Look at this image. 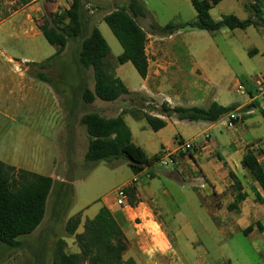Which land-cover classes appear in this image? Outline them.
Returning a JSON list of instances; mask_svg holds the SVG:
<instances>
[{
	"label": "crops",
	"instance_id": "crops-1",
	"mask_svg": "<svg viewBox=\"0 0 264 264\" xmlns=\"http://www.w3.org/2000/svg\"><path fill=\"white\" fill-rule=\"evenodd\" d=\"M72 1L34 0L26 5H17V0H0V52L6 51L3 46L7 41L12 40L17 41L18 51L21 54L20 59H15L7 51L0 56V102H5V105L0 104V117L8 118L10 122L17 125L16 140L19 144L18 146L7 145L0 151V161L15 169H24L51 177L55 182L54 191L60 190V183L65 182L63 179L54 177L58 175L57 166L53 164L57 152L51 165L43 161L31 163L26 161L25 147L21 146L32 141L52 143L54 137L59 138L57 132L62 127L61 122L54 121L57 103L53 97L52 86L36 76L38 70L36 64L43 63L47 59H36L26 54L33 56L37 54L33 42L42 35L38 29L42 18L55 12L58 7L67 10ZM223 1L220 0L213 5L209 14L213 7L220 6ZM139 2L141 3L140 0ZM234 3L244 10L245 14L247 11L250 14L245 17L235 15L238 19L252 18L258 23V26L250 27L263 34L262 49L259 50L254 46L247 53L233 36L237 29L223 28L211 33L223 35L222 48L220 49L215 43H210V48H203L200 55H197L198 51L195 48L193 50L188 41L178 38L182 31L165 37L158 36L151 26H148L152 29L150 32L145 31L141 25L147 21L144 9L145 18H138L136 21L145 31L146 40L150 39L145 44L148 65L145 77L140 79L138 85L130 87L122 75V67H125L127 63L116 64L109 71L119 78L131 93L153 100L154 109H158L163 102L170 107L207 108L211 103L224 107L235 105L231 113L213 123L179 121L171 117L167 119L164 128L155 132L154 138L145 140L144 145L135 143L130 133L132 142L143 149L148 159L161 151L156 150L158 145L163 151L176 149L177 141L183 140L181 135L186 136L188 140H194L197 149L187 156L178 158L173 165L175 174L173 177L178 175L179 178V175L183 174L182 180L185 181L189 177L194 182L190 188L199 195L201 201L205 200L202 204L211 221L217 225L220 234L234 235L247 227H252V231L245 236L250 239L253 252L263 260L264 264V190L241 166V160L248 150L254 151L257 161L264 164V100L256 95L257 84L263 80V75L251 76L253 69L246 59V56L251 54H260L264 57V0H234ZM13 5L16 6L12 8ZM230 9L233 10L234 7ZM221 17L215 21L220 20ZM92 27H96L95 24ZM96 28L99 30L98 27ZM248 29L249 27L242 31L246 37L251 34L247 32ZM107 59H109L108 55L105 61ZM229 63H236L235 68L238 69L231 67ZM6 65H11L9 71L12 79L9 80V84H7ZM44 69L39 71L46 74ZM237 71L244 73L246 79H240L236 74ZM61 74L63 75L64 72L62 71ZM65 74L69 75L70 72L67 71ZM238 85L245 88V95L236 98L235 89ZM120 99H124L126 105L107 108L109 112H112L111 115H99L107 119L114 118L120 115L123 108L133 105L132 98L122 96ZM116 101L107 103H116ZM7 112L10 116L6 115ZM61 116L64 118L63 114ZM126 116L122 115V119L127 126ZM169 134L179 135L180 139L171 142L168 138ZM46 166H51V170L44 171ZM151 166L144 168V173L150 174V178L141 174L139 180L148 181L154 176L150 171ZM190 171L198 175H191ZM229 172L237 177L242 191L246 194V198L233 211L227 209L235 196L231 188ZM72 190H74L73 185ZM133 190L136 201L128 207L117 206L113 196L110 200H103L99 204L93 201L85 203L86 207L79 215L80 224L76 233L82 232L85 220L92 219L102 207H105L118 222L125 236L127 247L122 256L123 262L131 260L132 264H208L205 258L207 253H200L195 247L189 227L177 228L176 218L179 217V211L168 210L170 202L168 200L171 197L165 189L160 190L158 186L147 183V185L137 184ZM254 192L258 194V199ZM162 197L165 199L162 200ZM47 203L48 199L44 219ZM57 215H59L58 209L53 214L56 223L62 219V215ZM76 215L78 214L71 215L67 210L64 223ZM230 222L234 224L235 232H229V228L226 227L225 224ZM42 223L28 237L35 235ZM257 224H260V230ZM64 240L70 253L77 251L73 244V237ZM217 262L232 264L229 253L225 252H221Z\"/></svg>",
	"mask_w": 264,
	"mask_h": 264
},
{
	"label": "trees",
	"instance_id": "trees-1",
	"mask_svg": "<svg viewBox=\"0 0 264 264\" xmlns=\"http://www.w3.org/2000/svg\"><path fill=\"white\" fill-rule=\"evenodd\" d=\"M34 0H17V5H26ZM196 11V20L185 25L168 23L163 27L151 24L152 29L158 30L162 35H171L181 29L203 30L209 33L220 29H246L258 26L252 18L238 19L235 15H224L220 20L211 18L209 10L220 0H190ZM144 8L139 0H127L125 6L116 7L107 12L102 21L108 26L122 48L117 57L120 65L131 63L138 75L144 78L147 73V59L145 56L146 33L139 26L136 19L145 18ZM258 17L257 14H255ZM45 40L56 47L54 55L46 62L36 64L44 69L59 57L69 40L82 35L84 20L79 0H73L67 10L49 14L42 18L38 25ZM109 47L96 27H92L80 44L76 67L79 74L77 82L78 91L82 101L91 104L99 99L105 102H114L122 96H137L141 102H152L144 96L131 93L125 84L111 73L106 65L105 57ZM53 58V59H52ZM92 70L94 79L93 89L87 86L86 71ZM37 78L50 84V78L42 72H37ZM264 80V75L262 76ZM235 109V105L220 106L211 103L207 108L202 107H170L166 102L160 104L158 109L145 110L143 105L136 107L130 105L123 108L120 115L114 118H104L96 112L83 114L79 123L84 127L88 136L87 149L84 160L89 164L88 170L98 162L125 160L133 174L140 173L145 167L153 164L155 157L148 159L143 149L132 142L131 133L125 125L122 115H129L136 120H144L154 132L165 127L167 119L174 117L179 121L209 122L213 123L225 117ZM154 112V114H151ZM241 166L251 179L264 190V164L257 161L254 151L248 150L241 160ZM232 181L234 200L227 207L229 211L237 209L246 194L242 191L241 183L237 177L229 172ZM67 180L59 185L58 214L64 218L70 206L72 196V182ZM55 182L49 176L35 174L24 169H15L0 161V245L4 250L19 249L22 243L20 237L34 233L42 223L46 202L54 191ZM134 188L128 191L129 204H135ZM255 196L258 199L256 192ZM57 215V216H59ZM62 221V220H61ZM80 224L79 215L70 217L64 223V231L73 237V244L77 251L66 252L67 243L63 238L56 241L54 253L50 264H132L131 260L122 261L126 250L124 233L118 222L109 210L102 207L92 218L83 223L82 232L76 233ZM259 230L260 224H257ZM252 227L242 231L249 234ZM36 264H45L48 255V243L43 237L38 238L31 246Z\"/></svg>",
	"mask_w": 264,
	"mask_h": 264
},
{
	"label": "rangeland",
	"instance_id": "rangeland-1",
	"mask_svg": "<svg viewBox=\"0 0 264 264\" xmlns=\"http://www.w3.org/2000/svg\"><path fill=\"white\" fill-rule=\"evenodd\" d=\"M44 1L48 2L50 0ZM140 1L147 14V21L141 23V25L147 32L152 30L149 28L152 23L162 27L168 23L185 25L196 20V11L190 0ZM79 2L84 20L82 35L76 39L69 40L63 53L59 57L52 58L53 61H50L47 68L44 69V72L50 78L53 97L55 98V103H57V107L54 110V121L61 122L60 125L62 126L60 128L61 130L57 132L59 138L57 139L54 137L52 143L50 141L47 143L32 141L31 143L21 144L22 147H25L26 161L31 163L43 161L51 165L50 163L53 161L57 152L53 164L57 166L56 172L58 175L54 177L63 179L65 182L67 180H74L72 182L74 190H72L70 206L68 208V212L71 215H81L83 209L86 207L85 203H92L90 201L99 204L103 200H110L114 191L122 187L134 175L125 160L111 162L101 161L88 170L89 164L84 160L88 136L84 127L79 123L80 117L90 112L108 116L111 115L112 112H109L107 108L119 105L124 106L126 103L123 101L124 99H118L116 103H107L99 99L94 100L91 104L84 103L77 87L79 74L75 72V70H77L76 62L81 41L89 34L94 24L99 28L100 34L109 47V59L106 60L108 69H113L116 64L120 65L117 63V57L121 54L122 48L108 26L101 19L107 12L114 8L125 6L127 0H79ZM15 6L16 5H13L12 8ZM232 7H234L233 10L230 9ZM57 10L61 11L62 9L58 7L55 12L53 11L50 14L56 13ZM228 14H234L238 17L250 15L248 11L245 14L244 10L240 9L239 6L234 3V0H224L220 6L212 8L210 15L215 20ZM154 31L158 36H167L162 35L156 29ZM179 31L182 32L178 38L188 41L192 49L194 50L195 48L196 51H198L197 55H200L199 53L203 48H210V43H215L220 49L222 48L221 42L224 41V39L223 35H219V33L212 35L207 31L188 28ZM242 31L244 30H235L233 36L247 53L254 46L259 50L262 49V33L257 32L253 27H249L247 32L251 34L246 37ZM225 39H227V37H225ZM149 40L150 39H147L146 43ZM33 46L36 47L37 54L34 56L31 54L26 55L35 57L36 59H49L56 51V47L50 45L42 35L34 40ZM3 47L8 53L13 55L15 59H20L21 54L18 51L17 41H7ZM6 51L0 52V56L2 53L5 54ZM246 59L253 69L251 71V76L264 75V57L262 55L251 54L247 55ZM229 65L235 68L237 64L229 63ZM10 66L11 65H6V70L8 71L7 84H9V80L12 79V74L9 71ZM122 68V75L125 77L129 86L135 87L138 85L141 77L132 64L127 63V65ZM235 69L237 70L238 68ZM39 70L38 68L37 72ZM62 71L64 72L63 75L61 74ZM67 71L70 72L69 75L65 74ZM238 71L236 74H238L240 79H246L244 73ZM85 76L87 86L93 89L94 79L92 70L86 71ZM124 97L125 96H123V98ZM235 97L239 98L242 96L236 94ZM127 98H132L133 105L136 107H141L142 104L145 110L149 111L154 109V101L144 103L141 102L136 95L134 97L127 95ZM0 104L5 105V102L1 101ZM61 114H63L64 118H62ZM6 115L10 116L9 112H7ZM126 123L134 137V142L139 145H144L146 139L154 138L155 136V132L147 126L144 120H136L127 115ZM16 132V124L10 122L8 118L0 117V151L4 150L7 145H19L16 140ZM181 137L183 140H178L180 139L179 135H168L171 142H176V140H178L177 144L180 141L188 140L186 136L181 135ZM156 150L161 151L156 156H153L155 159L150 171H152L154 176L148 181L140 179L137 184L147 185L148 183L158 186L160 190L165 189L168 192L171 197V199L168 200L170 201L168 203V210L170 212L179 211V217L176 218L177 228L189 227L190 236L195 243V247L200 253H207L205 258L208 264H222L217 262L221 252L229 253L232 264H263V260L253 252L254 249L252 248L250 239L242 232H237L234 235L220 234L218 232L217 225L211 221L206 208L202 204V202L205 203V200L202 199L201 201L199 195L190 188L194 182L189 177L185 181L182 180L184 177L183 174L179 175V178L177 177L178 175L173 177L175 174L172 165L162 167L159 164L158 157L163 153L160 145L156 147ZM50 170L51 166H46L44 168V171ZM190 172L191 175H198L194 173V171ZM57 192H59V190L53 191L49 196L46 217L35 235L32 237H20L19 241L22 243V247L19 249L4 250L5 248L0 245V264H36L31 246L41 237H45L47 240L48 255L45 264H50L56 241L60 238L67 239L69 237L64 231L65 216L60 219L62 221L58 223L54 222L53 214L56 209H59V196ZM161 199L163 200L165 198L162 197ZM218 207L220 206L218 205ZM225 225L229 228V232L236 231L233 223L230 222ZM166 227H168V224H166ZM66 252L70 253L68 247ZM225 264H227V262Z\"/></svg>",
	"mask_w": 264,
	"mask_h": 264
},
{
	"label": "built area",
	"instance_id": "built-area-1",
	"mask_svg": "<svg viewBox=\"0 0 264 264\" xmlns=\"http://www.w3.org/2000/svg\"><path fill=\"white\" fill-rule=\"evenodd\" d=\"M60 11L56 12L59 13ZM237 95H245V88L242 85H238L235 89ZM256 95L264 100V80H260L257 84ZM231 126V124H229ZM197 149V144L194 140L180 141L178 146L173 151H163L161 156L158 157L160 166L167 167L169 165H174L179 157L187 156L190 153L195 152ZM141 174H145L146 178H150V174L144 173V170L140 173H136L133 177L122 187L116 189L113 194L115 204L119 207H128L129 206V194L128 191L132 188H135L139 182V177Z\"/></svg>",
	"mask_w": 264,
	"mask_h": 264
}]
</instances>
